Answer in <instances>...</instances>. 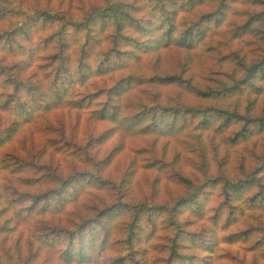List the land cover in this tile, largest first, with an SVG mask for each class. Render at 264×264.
Masks as SVG:
<instances>
[{"label":"trees","instance_id":"obj_1","mask_svg":"<svg viewBox=\"0 0 264 264\" xmlns=\"http://www.w3.org/2000/svg\"><path fill=\"white\" fill-rule=\"evenodd\" d=\"M0 264H264V0H0Z\"/></svg>","mask_w":264,"mask_h":264}]
</instances>
